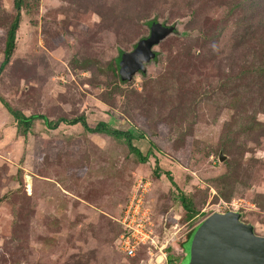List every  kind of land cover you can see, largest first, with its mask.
I'll use <instances>...</instances> for the list:
<instances>
[{
    "label": "rangeland",
    "instance_id": "obj_1",
    "mask_svg": "<svg viewBox=\"0 0 264 264\" xmlns=\"http://www.w3.org/2000/svg\"><path fill=\"white\" fill-rule=\"evenodd\" d=\"M16 17L0 73V264H183L201 223L229 210L264 236V9L0 0V64ZM153 19L177 32L154 46L144 75L123 82L118 52L148 36ZM85 59L95 62L75 67ZM9 111L55 127L35 120L23 135ZM79 117L129 132L140 154L62 121ZM141 193L152 242L126 257L120 220Z\"/></svg>",
    "mask_w": 264,
    "mask_h": 264
},
{
    "label": "water",
    "instance_id": "obj_2",
    "mask_svg": "<svg viewBox=\"0 0 264 264\" xmlns=\"http://www.w3.org/2000/svg\"><path fill=\"white\" fill-rule=\"evenodd\" d=\"M149 30L148 36L122 54L117 68L121 81L145 73L147 64L157 56L154 46L174 33L177 25L154 22ZM225 158L220 151L219 161ZM181 253L183 264H264V236L243 221L238 211L217 212L201 223L188 248Z\"/></svg>",
    "mask_w": 264,
    "mask_h": 264
},
{
    "label": "trees",
    "instance_id": "obj_3",
    "mask_svg": "<svg viewBox=\"0 0 264 264\" xmlns=\"http://www.w3.org/2000/svg\"><path fill=\"white\" fill-rule=\"evenodd\" d=\"M249 1H250V5L253 6L254 9L255 8H259V9L262 8V9H264V0H249ZM15 6H16L17 9H20L21 0H15ZM233 8H236V7L234 6ZM233 8H231V9H233ZM17 18L18 17H16L13 20V22L10 25V28L8 30V33H7V40H6V47H5V60L0 64V73L2 72L3 68L6 66V64L8 62V57H9V55L11 54V52H12V50L14 48L15 35H16L17 28H18V19ZM154 22H158V21H156L154 19L153 20H148V21H146V25L148 27H150L151 24L154 23ZM162 24H164V23H162ZM173 25H176V23H174ZM173 25H171V26H173ZM176 32H177V30L174 33L169 34L168 36H170L172 34H175ZM165 39H163V40H165ZM163 40H161L160 43ZM135 45L136 44H134L133 48L135 47ZM124 52L125 51H123V50H119V52H118V55L116 57V65H117V68H118L119 60H120V58H121V56H122V54ZM157 56H158V53H157ZM157 56L155 57V60H156ZM92 62H95V61H93L91 59H85L83 61L75 60L74 61V65H75V67L84 69L88 65H90ZM139 74L144 75L145 73H139ZM0 100L2 101V99H0ZM5 106H6V104H5ZM9 113L14 118V120L17 123V126L19 127V129L21 128V130L23 131V135H25L28 132V130L30 129L31 125L33 124V122L35 120H42L44 122V124L46 126H48L49 128H54L55 127V125H53L52 123H50V121L48 120V118L45 117L44 115L36 114V115H32V116H25L21 112H17V111H9ZM62 121L65 122V123H69L70 125H75L77 123H81V125L83 126V128L87 132L92 133V134H104V135H109V136H111L113 138H124V140L127 142V145L129 147V149L131 151H133V152H136L138 155L140 154L139 153L140 151L138 149H136V148L133 147V144H132L133 136L129 132H127V131H119V130L110 129L107 126V124L104 123V122H100L95 127L90 128L86 124V121L84 120L83 117H79V118L73 119L70 122H68V121H66L64 119ZM145 160H146V157H140V161H145ZM240 215H241V213H240ZM192 217H193V215L191 213L188 216V219H191ZM241 217H242V215H241ZM123 232H125L124 227H123L122 231H120V234H122ZM143 247H147V245H141L140 247H138L137 251L140 248H143ZM123 254L126 257H130V256L126 255L125 253H123ZM174 263L176 264L175 261H172V260L169 259V264H174Z\"/></svg>",
    "mask_w": 264,
    "mask_h": 264
},
{
    "label": "built area",
    "instance_id": "obj_4",
    "mask_svg": "<svg viewBox=\"0 0 264 264\" xmlns=\"http://www.w3.org/2000/svg\"><path fill=\"white\" fill-rule=\"evenodd\" d=\"M142 187L138 184L139 189L143 190ZM142 198V193L134 196L130 203V209L124 212L120 220L125 232L120 234L118 244L120 250L130 257L136 255L138 247L152 242V230L151 227H147L150 225L149 210H140L142 209Z\"/></svg>",
    "mask_w": 264,
    "mask_h": 264
},
{
    "label": "flooded vegetation",
    "instance_id": "obj_5",
    "mask_svg": "<svg viewBox=\"0 0 264 264\" xmlns=\"http://www.w3.org/2000/svg\"><path fill=\"white\" fill-rule=\"evenodd\" d=\"M247 223V222H246ZM185 235H187V234H185Z\"/></svg>",
    "mask_w": 264,
    "mask_h": 264
}]
</instances>
